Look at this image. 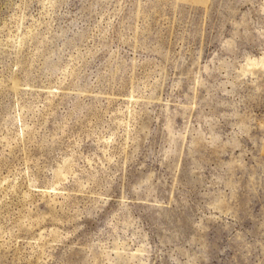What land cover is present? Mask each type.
<instances>
[{"label":"rangeland","instance_id":"obj_1","mask_svg":"<svg viewBox=\"0 0 264 264\" xmlns=\"http://www.w3.org/2000/svg\"><path fill=\"white\" fill-rule=\"evenodd\" d=\"M0 264H264V0H0Z\"/></svg>","mask_w":264,"mask_h":264}]
</instances>
